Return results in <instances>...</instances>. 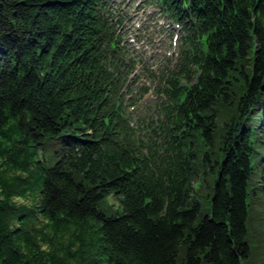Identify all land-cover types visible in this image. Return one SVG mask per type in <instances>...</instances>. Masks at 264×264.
<instances>
[{"label": "trees", "instance_id": "trees-1", "mask_svg": "<svg viewBox=\"0 0 264 264\" xmlns=\"http://www.w3.org/2000/svg\"><path fill=\"white\" fill-rule=\"evenodd\" d=\"M151 2L185 34L141 136L112 0H0V264H264V0Z\"/></svg>", "mask_w": 264, "mask_h": 264}, {"label": "rangeland", "instance_id": "rangeland-1", "mask_svg": "<svg viewBox=\"0 0 264 264\" xmlns=\"http://www.w3.org/2000/svg\"><path fill=\"white\" fill-rule=\"evenodd\" d=\"M112 3L117 15L114 20L124 18L119 27L122 44L127 46L129 58L137 64L129 77L127 112L133 126L139 128L138 135L147 136L153 134L149 130L159 117L160 105L166 101V78L178 62L185 29L176 43L172 31L173 27L177 28L176 23L169 26L171 19L156 12L151 0H112ZM133 100L135 104L130 103Z\"/></svg>", "mask_w": 264, "mask_h": 264}]
</instances>
